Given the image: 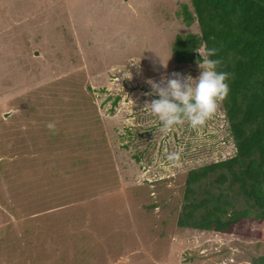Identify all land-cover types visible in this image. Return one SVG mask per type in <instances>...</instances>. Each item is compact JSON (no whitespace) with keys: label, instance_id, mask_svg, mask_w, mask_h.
Listing matches in <instances>:
<instances>
[{"label":"rangeland","instance_id":"374dc122","mask_svg":"<svg viewBox=\"0 0 264 264\" xmlns=\"http://www.w3.org/2000/svg\"><path fill=\"white\" fill-rule=\"evenodd\" d=\"M183 6L0 0V264H264L258 220L177 226L185 173L235 152L222 107L167 132L145 107L149 80L200 74L172 59L176 36L200 34Z\"/></svg>","mask_w":264,"mask_h":264},{"label":"trees","instance_id":"16d2710c","mask_svg":"<svg viewBox=\"0 0 264 264\" xmlns=\"http://www.w3.org/2000/svg\"><path fill=\"white\" fill-rule=\"evenodd\" d=\"M190 4L192 12L183 6L181 14L188 26L198 24L200 34L176 36L172 59L193 64L202 59L199 49L217 50L211 57L221 61L217 71L230 74V92L221 107L235 152L185 173L177 226L228 235L248 219L264 224V0ZM102 139L94 141L100 149ZM107 154L104 162L112 165ZM261 233L264 237V229Z\"/></svg>","mask_w":264,"mask_h":264},{"label":"clouds","instance_id":"9594fccd","mask_svg":"<svg viewBox=\"0 0 264 264\" xmlns=\"http://www.w3.org/2000/svg\"><path fill=\"white\" fill-rule=\"evenodd\" d=\"M197 52L202 58L197 61L201 69L197 78L172 73L171 78L162 77L160 82L148 81L152 91L147 95L158 98L147 103L145 107L161 122V132L170 131L185 123L193 129L202 127L216 114L229 95L230 87L227 81L230 74L217 71L221 61L211 58L217 55V50L211 48ZM131 62L134 66L138 65L136 61ZM131 75V72H125L127 78L131 79ZM47 128L55 133V122H49ZM178 158V152L168 154L169 160Z\"/></svg>","mask_w":264,"mask_h":264},{"label":"water","instance_id":"95a60500","mask_svg":"<svg viewBox=\"0 0 264 264\" xmlns=\"http://www.w3.org/2000/svg\"><path fill=\"white\" fill-rule=\"evenodd\" d=\"M35 55L37 56V52L35 53Z\"/></svg>","mask_w":264,"mask_h":264}]
</instances>
